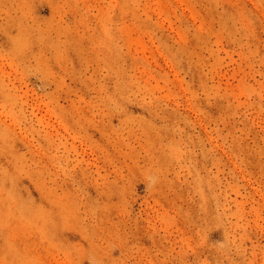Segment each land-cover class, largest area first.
I'll return each mask as SVG.
<instances>
[{
	"label": "rangeland",
	"instance_id": "1",
	"mask_svg": "<svg viewBox=\"0 0 264 264\" xmlns=\"http://www.w3.org/2000/svg\"><path fill=\"white\" fill-rule=\"evenodd\" d=\"M0 264H264V0H0Z\"/></svg>",
	"mask_w": 264,
	"mask_h": 264
}]
</instances>
